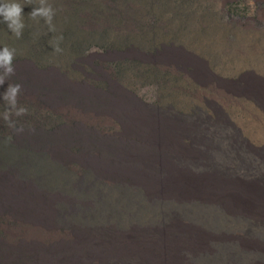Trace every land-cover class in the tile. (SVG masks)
I'll use <instances>...</instances> for the list:
<instances>
[{"label": "rangeland", "instance_id": "obj_1", "mask_svg": "<svg viewBox=\"0 0 264 264\" xmlns=\"http://www.w3.org/2000/svg\"><path fill=\"white\" fill-rule=\"evenodd\" d=\"M17 2L0 95L16 77L26 113L0 98V264H164L156 243L185 245L181 227L264 240V223L162 184L170 167L264 180V0H47L55 30ZM210 247L186 264L256 257Z\"/></svg>", "mask_w": 264, "mask_h": 264}, {"label": "bare ground", "instance_id": "obj_2", "mask_svg": "<svg viewBox=\"0 0 264 264\" xmlns=\"http://www.w3.org/2000/svg\"><path fill=\"white\" fill-rule=\"evenodd\" d=\"M169 169L170 171L174 170L173 172L178 171L171 167ZM173 172L165 182H162L166 191L174 189L189 197L219 199L230 214H238L241 218L244 216L250 218L249 220L253 219L258 223H264V180L248 182L240 177L232 176L229 173L228 175H226L227 173L216 175H212L211 173L205 175L204 179L199 182L195 178L186 177V175L182 174L180 171L175 175ZM143 179L146 183L152 185L150 177L147 176ZM192 184H196L197 186L194 187ZM163 190L165 189L163 188ZM181 229L186 235L184 241L185 245H181L182 241L170 240L164 235H162L156 243L160 247V253L163 256L164 264H186L188 263L187 255L189 254L197 255L210 253V245L212 242L235 244L242 253H246L247 255L256 257L264 255V240L262 239H256L251 236L239 237L228 234L214 236L197 228L181 227ZM256 257L252 260V263H248L263 264L258 262Z\"/></svg>", "mask_w": 264, "mask_h": 264}, {"label": "clouds", "instance_id": "obj_3", "mask_svg": "<svg viewBox=\"0 0 264 264\" xmlns=\"http://www.w3.org/2000/svg\"><path fill=\"white\" fill-rule=\"evenodd\" d=\"M29 16L33 20L43 19L50 30H55L52 24L55 16V10L52 5L47 3V0H39L38 4L32 7ZM0 19L7 25V28L19 38L25 28L24 23V5L17 2V0H0ZM60 39H63L61 36ZM57 52L62 51L59 47L56 48ZM15 49L8 47L7 45L0 47V86L5 84L11 76L15 74L14 67ZM21 93V85L8 83L5 91L0 95L4 101H6L11 108L16 109V115L22 116L26 113V109L23 107H17L18 97ZM5 119H8V115H5ZM22 130V129H21Z\"/></svg>", "mask_w": 264, "mask_h": 264}, {"label": "trees", "instance_id": "obj_4", "mask_svg": "<svg viewBox=\"0 0 264 264\" xmlns=\"http://www.w3.org/2000/svg\"><path fill=\"white\" fill-rule=\"evenodd\" d=\"M13 80H14V82H13V83H16V81H17L16 77H14V79H13Z\"/></svg>", "mask_w": 264, "mask_h": 264}]
</instances>
